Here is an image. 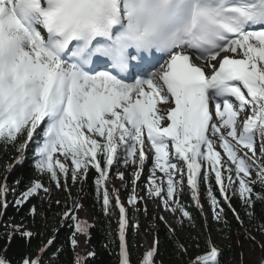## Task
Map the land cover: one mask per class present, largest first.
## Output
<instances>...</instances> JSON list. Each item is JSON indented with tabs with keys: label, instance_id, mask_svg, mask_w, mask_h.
Here are the masks:
<instances>
[{
	"label": "snow or ice",
	"instance_id": "obj_1",
	"mask_svg": "<svg viewBox=\"0 0 264 264\" xmlns=\"http://www.w3.org/2000/svg\"><path fill=\"white\" fill-rule=\"evenodd\" d=\"M30 142L35 168L57 188L66 190L69 176L83 181L95 169L105 212L113 164L137 166L128 199L136 205L135 184L150 158L148 195L179 212L181 224L193 219L177 198L185 174L201 210V178L208 185L220 221L226 212L213 194L214 175L243 224L229 190L250 217L257 201L264 203V191L254 190L257 183L264 189V0H0V144L20 152L9 171L23 162ZM117 177L124 180V173ZM8 190L0 185V197ZM41 191L50 188L33 181L16 204ZM115 205L118 264H131L118 195ZM80 208L73 201L63 213L74 223L73 250L89 230L75 215ZM29 211L35 216L38 208ZM15 233L34 236L22 225L13 226L10 238ZM54 244L48 240L17 264H44ZM206 244L195 256L183 243L176 246L187 264H220V250L211 238ZM157 251L158 244L138 264H156ZM89 258L94 253L76 254L73 264ZM0 264L12 261L0 255Z\"/></svg>",
	"mask_w": 264,
	"mask_h": 264
},
{
	"label": "trees",
	"instance_id": "obj_2",
	"mask_svg": "<svg viewBox=\"0 0 264 264\" xmlns=\"http://www.w3.org/2000/svg\"><path fill=\"white\" fill-rule=\"evenodd\" d=\"M24 137L20 138L22 142ZM35 142H30L25 150V159L20 164H15L11 171L8 170V165H13L20 152L12 145L0 144V185L5 183L8 186L6 197H0V255H6L12 261V264L17 262L27 253H35L39 247L47 244L48 240H54L55 244L51 251L44 256V264H73L76 253L70 244L75 227L72 222L66 226L68 218L64 217L63 213L68 208L72 207L71 198L68 195L58 197L53 192L54 182L50 181L47 175H40L34 165ZM116 163L110 169L109 175L115 172ZM98 173L95 169H89L87 179L78 180L77 189L71 194L74 198L78 193H81L88 199L89 206L95 221H85L89 226L86 237L88 244L92 247L94 258H89L88 264H118L119 259V227H115L110 223V216H119V208L115 205V200L112 198L107 212L104 210L102 190L98 193L95 185V179ZM41 181L44 187L50 188L49 193L39 192L34 195L29 201L22 205H17L16 200L22 192L33 181ZM210 183L212 185L213 194L221 202V207L225 209L226 216L224 219L217 221L215 218H208L206 221L203 218V212L200 206L193 200L192 196L178 192L181 195L180 203L188 210L193 217L192 228L198 232L199 237L196 239H182L169 227L161 228L158 233V251L155 257L156 264H187L188 256H185L178 248L177 242H181L189 249L192 256L197 255L207 247L208 233L206 227L218 231L219 235H227L233 229L238 228L241 223L235 219L231 209L224 203L219 189L215 184L213 176ZM255 191H264L260 184L255 185ZM208 185L201 178L199 184L200 197L204 202L210 204L211 201L207 195ZM130 194V193H129ZM110 195V194H109ZM229 197L233 208L239 213L243 223L251 227L256 234L264 241V233L260 231V226L264 224V203L257 201L255 205V215L250 217L242 206V201L233 196L229 190ZM111 197V195H110ZM5 199L7 206L5 207ZM59 201V203H57ZM200 203V200H199ZM38 208V213L33 216L30 214V209L33 206ZM136 214L126 211L127 227H126V243L130 255L131 264H138L142 258L135 248V228L137 222H142L144 217L149 218V210L144 202L138 201L135 205ZM225 220L227 223H225ZM208 224V226L206 225ZM15 225H22L26 230L31 231L34 236L29 241L28 238H22L19 233L11 235L12 228ZM189 224H187L188 230ZM221 252L220 264H229L232 257L235 255L234 248L227 245L218 244ZM199 243V249L196 244ZM264 248V247H263ZM57 249H62L57 253ZM87 256V255H86ZM85 257V256H82ZM244 264H248L247 261Z\"/></svg>",
	"mask_w": 264,
	"mask_h": 264
},
{
	"label": "rangeland",
	"instance_id": "obj_3",
	"mask_svg": "<svg viewBox=\"0 0 264 264\" xmlns=\"http://www.w3.org/2000/svg\"><path fill=\"white\" fill-rule=\"evenodd\" d=\"M68 163L70 165V161ZM152 168L153 162H151V159L149 158L146 160L145 166L141 172V176L135 184V194L138 197V201L144 202L150 214L149 218L144 217L142 222H137L135 228V248L142 255H144V253L152 246L157 245V233L163 227H169L171 230L173 229L176 235L182 239L193 237L196 239L199 237L198 232L192 228V221L185 220L183 224H181L179 222V212L173 213L170 210H166L161 199L148 195L147 185ZM136 171L137 166L135 165L130 164L125 166L123 163H116L115 172L110 174L107 180V188L111 197L115 200V197L118 195L126 211L133 214V216L136 214L135 205L129 204L128 199L133 194V178ZM118 172L124 173V180H121L117 177ZM156 175L159 177L162 174L156 172ZM254 177L255 174L253 173L252 178ZM141 178L144 187L141 185ZM177 179L180 178L177 177ZM67 185V189L65 190L63 187L57 188L54 184V194L58 197L68 195L71 198L72 203L75 201L81 205V208L75 211V215L79 220L95 221L94 215L92 214L91 208L89 206L88 199L81 193H78L74 198L71 197V194L77 189L78 180L73 182L69 176ZM113 189L116 191L113 192ZM179 191L192 196V191L187 184L186 174L183 179V183L178 185V192ZM199 200L200 203H203V218L206 221H208V218L213 219L215 212L213 210L212 204L205 203L201 197ZM161 217H163V219H160ZM71 223L72 221L68 219L65 225L69 226ZM110 223L115 227H119L120 217L110 216ZM187 224H189L188 230L186 229ZM206 225L208 226V224ZM206 231L208 233V239L211 238V240L217 242L218 244L227 245L234 248L235 255L232 257L229 264H244L245 261H247L248 264H264V248L262 247V245H264V241L247 224L243 223L238 228L236 227L231 229L227 235H219L218 231L211 229L210 226L206 227ZM250 237H254V239H251ZM77 238L82 240L85 238L86 242L84 243V250H79L78 247L74 250L76 254H79L82 257L93 251L84 235H79Z\"/></svg>",
	"mask_w": 264,
	"mask_h": 264
},
{
	"label": "bare ground",
	"instance_id": "obj_4",
	"mask_svg": "<svg viewBox=\"0 0 264 264\" xmlns=\"http://www.w3.org/2000/svg\"><path fill=\"white\" fill-rule=\"evenodd\" d=\"M151 162H152V160H151ZM160 173V172H159ZM129 175H130V173H129ZM141 181H142V178L140 179ZM143 187H144V184H143V181H142V184H141ZM224 199V198H223ZM201 206H202V204L203 203H199ZM222 206V205H221ZM186 229H187V226H186ZM78 241H79V246H78V249L79 250H84V243L86 242L85 241V238L82 240V239H78ZM217 243V242H216Z\"/></svg>",
	"mask_w": 264,
	"mask_h": 264
}]
</instances>
